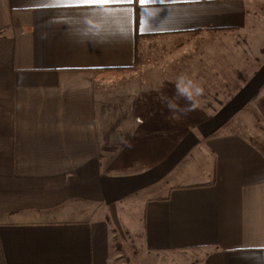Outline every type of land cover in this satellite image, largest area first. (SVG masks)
<instances>
[{
    "label": "crops",
    "instance_id": "obj_1",
    "mask_svg": "<svg viewBox=\"0 0 264 264\" xmlns=\"http://www.w3.org/2000/svg\"><path fill=\"white\" fill-rule=\"evenodd\" d=\"M205 33L249 36L239 66L256 69L216 82L224 102L174 134L102 131L97 102L135 50ZM263 46V0H0V264H111L97 212L132 203L146 252L264 264Z\"/></svg>",
    "mask_w": 264,
    "mask_h": 264
},
{
    "label": "rangeland",
    "instance_id": "obj_2",
    "mask_svg": "<svg viewBox=\"0 0 264 264\" xmlns=\"http://www.w3.org/2000/svg\"><path fill=\"white\" fill-rule=\"evenodd\" d=\"M248 37L228 33L197 34L187 38L182 46L160 50L153 56L148 55L150 57L144 55L139 65L121 71L117 75L119 78L109 86L106 97L98 100L97 121L104 126L102 131L109 135L115 130L110 137L163 130L174 134L205 119L217 103L225 101L218 97L221 91L216 89V82L222 88L221 81L226 80L229 73L234 72L237 76L244 69L255 71L254 63L246 62L249 65L246 68L239 66L244 57L238 46L242 47ZM256 54L252 52L251 61L264 55V46ZM239 55L241 59H238ZM181 77L204 90L194 97L195 106L186 113L168 108L169 103L178 108L188 105L176 92V83ZM256 118L253 126L264 134V116ZM110 213L103 209L97 212L108 226L113 254L111 264H202L203 251L199 249L146 252L139 243L141 214L135 203L129 204L127 210L119 205L117 212Z\"/></svg>",
    "mask_w": 264,
    "mask_h": 264
},
{
    "label": "clouds",
    "instance_id": "obj_3",
    "mask_svg": "<svg viewBox=\"0 0 264 264\" xmlns=\"http://www.w3.org/2000/svg\"><path fill=\"white\" fill-rule=\"evenodd\" d=\"M202 89L199 86H195L191 80H186L181 77L176 83V92L179 96L185 98L188 102V105L184 108H178L174 103H169L168 108L170 111H175L178 113H186L190 111L194 105V97L201 94Z\"/></svg>",
    "mask_w": 264,
    "mask_h": 264
},
{
    "label": "snow or ice",
    "instance_id": "obj_4",
    "mask_svg": "<svg viewBox=\"0 0 264 264\" xmlns=\"http://www.w3.org/2000/svg\"><path fill=\"white\" fill-rule=\"evenodd\" d=\"M67 4L71 6H108L118 3H130L132 0H66ZM143 5L145 0H139Z\"/></svg>",
    "mask_w": 264,
    "mask_h": 264
},
{
    "label": "trees",
    "instance_id": "obj_5",
    "mask_svg": "<svg viewBox=\"0 0 264 264\" xmlns=\"http://www.w3.org/2000/svg\"><path fill=\"white\" fill-rule=\"evenodd\" d=\"M138 63V56L136 55V50L134 51V65L133 67Z\"/></svg>",
    "mask_w": 264,
    "mask_h": 264
}]
</instances>
